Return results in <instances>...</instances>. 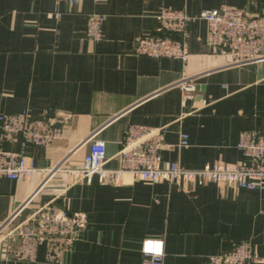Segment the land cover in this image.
<instances>
[{
  "label": "crops",
  "instance_id": "obj_1",
  "mask_svg": "<svg viewBox=\"0 0 264 264\" xmlns=\"http://www.w3.org/2000/svg\"><path fill=\"white\" fill-rule=\"evenodd\" d=\"M223 5L264 15V0H0V115L27 110L52 116L61 128L47 147L27 148L37 168L31 176L0 178V227L8 220L17 226L52 202L47 212L70 220L72 229L69 241L40 232L33 261L16 258L18 242L1 236L0 264H148L141 252L147 239L162 242L163 264H206L243 241L255 247L252 264H264V191L214 183L110 185L95 177L64 189L48 173L64 159L80 165L89 139L103 141L106 165L118 167L114 156L130 125L165 127L161 167L245 163L239 134L264 132V59L230 65L212 54L202 19L188 27L185 66L134 51L137 37L163 34L162 8L195 16ZM92 11L104 14L99 41L85 35ZM188 77L194 96L182 105L178 83ZM57 111L67 114L59 119ZM181 133L188 136L183 147ZM5 148L21 150L20 143Z\"/></svg>",
  "mask_w": 264,
  "mask_h": 264
},
{
  "label": "built area",
  "instance_id": "obj_2",
  "mask_svg": "<svg viewBox=\"0 0 264 264\" xmlns=\"http://www.w3.org/2000/svg\"><path fill=\"white\" fill-rule=\"evenodd\" d=\"M79 3L80 0H67ZM161 36L142 35L135 39L134 51L138 55L152 58H172L186 65L190 53L185 36L189 25L196 19H202L207 25L209 48L212 54L228 57L230 65H245L264 59V15L252 14L244 7L223 5L217 9L201 11L198 15H189L184 10L162 8L159 12ZM104 14L92 11L87 15L85 35L91 41L102 37ZM182 105L193 98L195 86L190 77L178 83ZM165 127L151 128L144 125H130L120 141V149L115 154L119 165L111 168L106 165L108 158L103 141L89 139L88 151L81 164L72 165L66 159L48 170L50 176L58 175L60 186L64 189L96 178L101 184L129 185L135 182L175 184L194 183L204 185L214 183L218 186L237 191L240 189L264 191V132L245 130L239 134L237 149L245 157V163L226 164L218 162L213 166L189 170L177 163L167 167L160 165V149L163 147ZM61 128L50 115L34 116L24 110L14 115H0V178L19 181L31 176L37 168L27 155L32 146L47 147L60 137ZM20 143L21 150L5 148L6 144ZM188 144V136L180 134L178 146ZM48 202L41 206L29 220L12 227L2 240L18 242L13 255L22 260L33 261L40 232L56 231L65 240H71L70 220L63 216H49ZM49 214V215H48ZM37 219L38 226L34 225ZM54 221L50 223L49 221ZM10 224L6 221L0 232ZM63 241V238L55 236ZM142 254L148 264H163L162 242L144 240ZM258 260L255 247L250 241L232 246L226 252L211 255L206 264H252Z\"/></svg>",
  "mask_w": 264,
  "mask_h": 264
},
{
  "label": "rangeland",
  "instance_id": "obj_3",
  "mask_svg": "<svg viewBox=\"0 0 264 264\" xmlns=\"http://www.w3.org/2000/svg\"><path fill=\"white\" fill-rule=\"evenodd\" d=\"M50 213V212H49ZM50 217H51V215H50ZM50 223H53L54 221H49ZM11 229H12V225H8L7 227H5L1 232H0V238H1V236H5V235H7V234H9V232L11 231Z\"/></svg>",
  "mask_w": 264,
  "mask_h": 264
},
{
  "label": "water",
  "instance_id": "obj_4",
  "mask_svg": "<svg viewBox=\"0 0 264 264\" xmlns=\"http://www.w3.org/2000/svg\"><path fill=\"white\" fill-rule=\"evenodd\" d=\"M66 114L67 113L64 112V111H57L56 112V117L60 119V118H63Z\"/></svg>",
  "mask_w": 264,
  "mask_h": 264
}]
</instances>
